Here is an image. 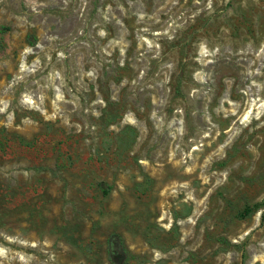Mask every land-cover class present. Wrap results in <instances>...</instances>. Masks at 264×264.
Masks as SVG:
<instances>
[{"label":"rangeland","instance_id":"obj_1","mask_svg":"<svg viewBox=\"0 0 264 264\" xmlns=\"http://www.w3.org/2000/svg\"><path fill=\"white\" fill-rule=\"evenodd\" d=\"M0 264H264V0H0Z\"/></svg>","mask_w":264,"mask_h":264},{"label":"trees","instance_id":"obj_2","mask_svg":"<svg viewBox=\"0 0 264 264\" xmlns=\"http://www.w3.org/2000/svg\"><path fill=\"white\" fill-rule=\"evenodd\" d=\"M261 204H262V202H260V203H254V204L251 205V206H247V207L243 210L242 215H243V216H247V215H249V214L252 213L253 211L257 210V209L260 207ZM113 256H114V258H116L118 261H121V260L124 258V253H122L121 251L115 249V250L113 251Z\"/></svg>","mask_w":264,"mask_h":264}]
</instances>
